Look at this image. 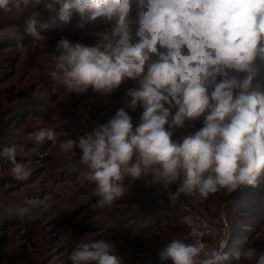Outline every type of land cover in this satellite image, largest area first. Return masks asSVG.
Masks as SVG:
<instances>
[{
    "label": "clouds",
    "instance_id": "clouds-1",
    "mask_svg": "<svg viewBox=\"0 0 264 264\" xmlns=\"http://www.w3.org/2000/svg\"><path fill=\"white\" fill-rule=\"evenodd\" d=\"M33 2L0 0V11L25 9ZM45 9L62 22H70L74 13L82 20L102 17L112 22L110 32L97 33L100 39L94 46L67 38L56 42L51 76L66 89L84 93L91 87L107 95L126 78H139V88L126 93L131 98L128 107L143 108L135 128L129 113L120 108L107 123L78 138L61 140L52 128L36 135L37 141L47 139L64 154L79 153L80 162L90 170L88 179L96 185L100 207H111L125 195L126 177L139 180L150 175L165 188L181 181L168 195L172 204L182 194L195 192L206 199L222 189L231 193L257 185L264 172V92L251 90V65L256 58L264 62V0H138L136 43L130 29V0H48ZM37 23L36 15L30 17L25 34L47 42ZM158 45L166 53H158ZM17 47L23 49L20 43ZM153 54L159 60L145 74ZM171 107L178 110L169 121ZM201 116L200 130L181 143L173 142L171 129ZM22 154L16 144L0 150L18 180L27 179L31 171L18 161ZM227 246V239L210 249L202 242L173 240L160 260L161 264H229L230 259L264 264V250L250 246L229 253ZM69 259L71 264H124L114 254L113 244L103 239L78 241Z\"/></svg>",
    "mask_w": 264,
    "mask_h": 264
},
{
    "label": "rangeland",
    "instance_id": "rangeland-1",
    "mask_svg": "<svg viewBox=\"0 0 264 264\" xmlns=\"http://www.w3.org/2000/svg\"><path fill=\"white\" fill-rule=\"evenodd\" d=\"M47 2L48 0H38V2H35L34 0V2L25 9H14L9 13L0 11V26H2L0 28V79L5 80L1 83V88L5 91L4 98L7 100L8 91L10 89H15L22 91L17 94L18 99L20 98L21 101L31 103L30 106H28V108H31L29 110L30 114H28L25 119H18L11 126V129L22 138V141L31 138L37 141L36 135L43 128H52L55 131L65 130L64 132L56 131L61 140H64L65 136L72 138L84 136L91 131L89 128L90 126L88 125L90 123H88L89 121L85 116L86 111L93 108L89 103L96 104L111 100L109 97L105 98L102 95H94L87 98L83 97L84 93L86 95L92 91L91 87L84 93L71 92L66 89L60 80L53 79L51 73L55 70V60L53 59V55L56 42L59 39L67 38L73 43L80 42L85 45L94 46L100 39L97 33L110 32L112 22H105L102 17L97 18L95 21H89L86 18L82 20L79 19L80 16L77 13L73 14L70 22H62L59 20L58 16L56 18L52 17L56 13H50L45 9V4ZM130 4L131 11L129 13V21L132 33V43H136L139 40L136 36V8L138 0H130ZM34 15H36L38 19L36 27L42 35L48 38L47 42L35 41L25 34L26 21ZM51 18L54 19L49 21ZM77 18L78 21H76ZM90 26H93V28L88 30L87 28ZM53 31H56V33L58 31L59 34H52ZM47 33L50 34L47 35ZM18 43L23 45L22 50L17 47ZM257 60H259V58L254 59L251 65V69L254 73L251 90L264 91V62L260 64L257 63ZM155 62L156 61L153 60L152 55L151 59L145 65V70H148V67ZM233 74L241 77L247 75V73ZM135 81L137 88H139V78ZM48 84L51 85L47 87ZM52 87L53 92L50 93L49 88ZM124 96L128 97L126 93ZM55 97L57 99L54 101L53 98ZM84 99L87 101H83ZM42 101H45L49 105L47 109H43L44 111H41V109L36 107L37 104ZM210 103L213 102L210 101ZM5 104L6 103L4 102L0 107V111L3 110ZM166 107H169V105H166ZM37 110L43 112L44 116L51 114V121H47L48 123H46L44 119L38 120L35 117H32V114L37 112ZM138 110L142 111V109ZM177 110L178 107L170 108V112L173 113V115ZM26 112L28 111H24V113ZM9 119L10 116H2L0 114V128L3 123ZM171 119L172 117L169 121H171ZM56 120H58V122L55 124L47 127L44 126L45 124H51ZM59 120L61 121L59 122ZM200 120L201 117L193 121H186L184 127H178L179 134L185 137L193 135L197 132L195 122H199ZM29 131H33L30 136ZM45 140L46 142L43 144V149L41 151L36 148H30L27 151H23L22 156L18 155L19 160H24L23 162L30 167V175H34V181L26 184L20 192L14 193V199L13 196L10 197V199H12L14 204L18 203L19 205H22L23 203H28L34 205L35 208L38 209L37 214H39L38 216L41 218L42 222L34 225L35 230H37V236L34 239L36 247L31 249L32 264H42L46 258H49L50 260V263L48 264H66L65 256L67 255L68 250L78 241L91 242L96 239L105 240L110 236L106 232L96 233L93 229L92 231H86L88 230V227L92 228L93 225L95 227L101 217L100 211L106 207H100L96 204L88 210H78L76 211V215H74V219L64 223L65 219L62 217V213L58 211V207L54 208V198L53 195H50L53 188H60L63 185L56 184L55 182L50 183L47 186L48 190L46 192L42 191L41 187L45 184V179L48 176L47 173H49L48 166L51 162H49L48 159L50 156L52 157L51 160L58 157H61L66 161H74V159L71 155L62 153L59 150L58 145L53 144L47 139ZM19 149H21L20 146H18V150ZM11 167L12 165L3 167L2 170L0 168V174H11ZM85 170L87 171L88 168H85ZM58 174L60 179H64L66 182L68 179H76V183L82 185L86 184L87 187L91 185V182L87 181L90 172H75L73 168H68L65 170L62 169ZM261 181L262 178L258 177L257 183L261 184ZM143 186L144 188L152 189L157 187L155 183H148ZM241 188L242 186L238 188L237 191L235 190L236 195L241 194ZM259 188V190L254 191L251 194L253 197L252 204L254 206V212L256 213V217L254 216V222H259V218L264 216V186ZM37 193L41 194L40 199H27V196ZM44 193L46 194L44 195ZM91 193L96 194V187L92 189ZM87 199L88 197L85 200ZM65 209L69 210L68 208ZM20 210L21 218L24 216L25 210L23 207L22 209L20 208ZM222 218L223 221L215 219L212 216L207 215L204 211L190 215L188 218V224L191 229L190 236L193 238V243L202 242L206 248L210 249L212 247H217L221 240L227 239L228 246L225 251L234 253L237 250H234L235 248L232 243L230 244L232 239L231 232L236 226H242L243 228L250 230L252 236L245 237L244 239L238 240V242L246 243L248 247L251 246L264 250V224H260L258 228L254 227L253 229L245 227L242 223H238L234 227L232 223L226 219L227 215L225 212L222 213ZM23 234L24 230L22 229V226L10 227L8 229L7 255L10 251L21 244ZM74 240H77V242ZM51 241H55L54 244L57 246L53 251L49 250ZM118 244L123 246L122 242ZM63 246H65L67 250H61ZM229 264H237V262L234 259H230ZM241 264H248V262L242 261Z\"/></svg>",
    "mask_w": 264,
    "mask_h": 264
},
{
    "label": "trees",
    "instance_id": "trees-1",
    "mask_svg": "<svg viewBox=\"0 0 264 264\" xmlns=\"http://www.w3.org/2000/svg\"><path fill=\"white\" fill-rule=\"evenodd\" d=\"M57 16V14H54L52 17L56 18ZM54 18H51L49 21ZM79 19L81 18L79 17ZM76 21H78V18ZM1 27L2 26H0V28ZM92 28L93 26H90L87 29L90 30ZM49 34L50 33H47V35ZM52 34L59 33L58 31L57 33L56 31H53ZM166 51V48H161L158 45V53H166ZM153 60L157 62L159 60V55L153 54ZM257 63L261 64L262 62L259 59L257 60ZM146 73L147 70H145V74ZM3 81L5 80L0 79V107L4 102L6 104L5 107H3V110L0 111V114L2 116H10V119L3 123L0 128V150L8 144H16L17 146H20L23 151H27L30 148H36L41 151L46 140L40 142L31 138L22 141V138L11 129L14 122L20 118L25 119L27 115L30 114L29 110L31 108H28V106H30L31 103L21 101L20 98L18 99L17 94L22 91L15 89H10L8 91V98L5 100V91L1 88V83ZM50 85L51 84H48L47 87ZM131 88H137L136 81L126 78L110 94L105 95L98 93L93 89L89 94L85 95L84 93L83 97L86 98L94 95H102L105 98L109 97L111 99L107 102L96 104L89 103L93 108L88 109L85 116L89 121L88 123H90L88 125L90 126L89 128L91 131L96 125L107 123L120 108H124L129 113L134 128L139 125L143 108L139 105L135 110L128 107L131 98L124 96V94ZM49 92H53V87L49 88ZM261 92L264 91L261 90ZM53 99L55 101L57 98L55 97ZM83 101L87 100L84 99ZM36 107L41 109V111H44L43 109H47L49 105L45 101H42L38 103ZM138 109H142V111H139ZM24 111L28 112L24 113ZM172 115L173 113L169 116V120ZM205 115H207V111ZM32 117H35L38 120L44 119L46 123H48L47 121H51V114L44 116L43 112H39L38 110L32 114ZM60 121L61 120H59V122ZM56 122H58V120L55 122L53 121L51 124H45L44 126H51ZM195 124L196 130H200L204 126V116H201V120L195 122ZM165 128L168 130L167 124L165 125ZM33 131H29V136ZM56 131L64 132L65 130ZM171 131V139L173 142L181 143L185 138V136L179 134L178 127H174ZM67 138H69V136H65L64 139ZM18 157L17 159L20 161ZM71 157L74 161H66L61 157L56 159L53 158V160H51L52 157L50 156L48 159L49 162H51L48 166L49 173H47L48 176L45 179V184L41 187V190L46 192L48 190L47 186L50 183L55 182L56 184L63 185L60 188H53L50 195H53L54 208L58 207V211L62 213V217L65 219L64 223L74 219L76 211L88 210L90 207L98 204L99 201V197L96 194L91 193L96 185L89 179L87 180L88 182H91L89 187H87L86 184L82 185L76 183V179H68L67 182L64 179H60L58 172L62 169L73 168L75 172H90L89 169L86 171L85 168L88 167L80 162L79 153L76 157ZM9 165H11L10 162L0 156L1 170L3 167ZM260 178H262L261 184L257 183L255 187L247 185L242 186L240 195H236L237 190L228 193L226 190L222 189L220 192L203 199L198 193L194 192L187 196L182 194L176 203L172 204L168 195L170 192H175L177 190L181 181L178 180L176 183L170 184L165 188L162 184L153 182L150 175L143 176L139 180L126 177L124 181V186L126 188L125 195L114 201L111 207L106 206L105 209L101 210L99 222L95 227L94 225L92 228L88 227V230L86 231H92L93 229L96 233H108L110 236L105 240L113 244L114 254L122 257L124 264H161V252L164 251L166 246L172 243L173 240H180L183 243H193V238L190 236L191 229L188 224V218L193 213H201V211H204L207 215L223 221L222 213L225 212L227 215L226 219L230 221L234 227L238 223H242L245 227L253 229L254 227L258 228L260 224H264V216L259 218V222H254V216L256 217V213L254 212V206L252 204L253 197L251 196L254 191L260 189L259 187L264 186V172L261 173ZM33 181L34 175H30L27 179L18 180L14 178L12 174H0V264L33 263L31 249L36 247L34 239L37 236V230H35L34 225L42 222L41 218L38 216L39 214H37L38 209H36L34 205L28 203L22 202V205H19L18 203L14 204L12 199H10L12 196L14 199V193L20 192L26 184ZM148 183H155L157 187L154 189L144 188L143 185ZM45 194L46 193H44V195ZM87 197L89 200H85ZM40 198L41 194L38 193L27 196V199ZM22 207L25 212L24 216L20 218V208L22 209ZM65 208H68L69 210H66ZM15 226H22V229L24 230L22 242L7 255V231L10 227ZM251 236L252 232L250 230H247V228H243L242 226H236L231 232L232 239L230 244L232 243L234 245V250L243 251L244 249H247L248 245L243 242H238V240ZM74 241L77 242V240ZM120 242L123 243V246L118 244ZM54 243L55 241H51L49 248L50 251L57 248ZM75 245L71 246L65 256L66 264H71L69 257ZM61 250H67V248L63 246ZM48 263H50V260L49 258H46L42 264ZM168 264H171V261H169Z\"/></svg>",
    "mask_w": 264,
    "mask_h": 264
}]
</instances>
